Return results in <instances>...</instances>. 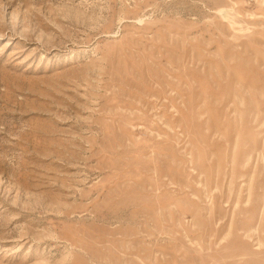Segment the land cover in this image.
<instances>
[{"label":"rangeland","instance_id":"rangeland-1","mask_svg":"<svg viewBox=\"0 0 264 264\" xmlns=\"http://www.w3.org/2000/svg\"><path fill=\"white\" fill-rule=\"evenodd\" d=\"M0 264H264V0H0Z\"/></svg>","mask_w":264,"mask_h":264}]
</instances>
